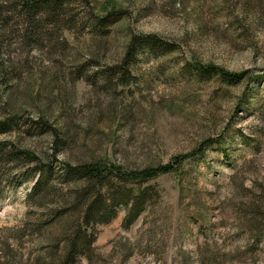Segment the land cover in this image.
Here are the masks:
<instances>
[{
    "label": "rangeland",
    "instance_id": "1",
    "mask_svg": "<svg viewBox=\"0 0 264 264\" xmlns=\"http://www.w3.org/2000/svg\"><path fill=\"white\" fill-rule=\"evenodd\" d=\"M90 1L96 15L75 4L79 23L63 30L61 48L30 49L21 28L11 32L0 51V121L12 130L0 132V145L50 164L58 136L65 138L57 174L67 161L130 171L174 165L214 141L203 157L149 183L114 179L130 207L89 230L95 241L81 264H264V0ZM110 4L125 16L98 47L92 27ZM133 36H156L172 49L138 55L131 82L118 74L109 84L105 73L123 62ZM197 63L253 79L231 85L199 75ZM43 120L46 132L36 126ZM1 172L0 264H52L46 239L70 224L38 232L51 211L38 207V162ZM141 193L143 211L127 223Z\"/></svg>",
    "mask_w": 264,
    "mask_h": 264
},
{
    "label": "trees",
    "instance_id": "2",
    "mask_svg": "<svg viewBox=\"0 0 264 264\" xmlns=\"http://www.w3.org/2000/svg\"><path fill=\"white\" fill-rule=\"evenodd\" d=\"M78 2L89 8L90 17L96 15V10L90 0H0L1 55H3L4 49L10 46L8 37L12 31L13 34L18 32L17 28L22 29L21 35L24 38V44L30 49L42 47L44 43L51 44L56 48L63 47L64 44L61 43L63 30L72 31L79 23L73 13L74 5H77ZM103 12L105 15L96 16L95 27H92L91 40L98 47L107 36L111 35V26L123 20L125 16V11L114 4L107 5ZM8 13L13 17H8ZM171 49L170 45L163 43L156 36H133L127 45L125 59L120 65L105 73L106 81L112 84L113 78L120 74L118 82L129 84L132 79L131 68L137 62L138 55L160 56ZM91 56L93 57L90 61H94L95 55ZM194 70L199 75L220 77L231 85H240L245 81L251 82L253 79L249 72L233 74L214 65L205 66L197 63L194 65ZM254 94L255 92L250 91L249 94H246V98L251 99ZM36 126L41 132H46L49 129L45 120L42 124L37 123ZM11 130L12 126L9 122L1 123L0 121L1 133H8ZM67 142L65 138L58 136L54 147L53 161L50 164L43 162L30 151L14 149L8 153L7 143L0 145V177L4 165L21 166L26 162L29 164L38 162V174H41L35 190V194L38 196V207L41 210L48 206L51 208V211L46 209V213L42 216L41 223L38 224V232L42 234L45 228L52 230L58 225L63 227L65 221L70 224L69 228L65 224V229L60 231L58 237L48 236L46 239L47 256L52 264H81L82 258H89L95 241L94 234L89 230L95 225L108 224L110 218L116 214L114 210L116 207H130L129 193L115 191L112 182L118 180L124 184L137 183L140 185L149 183L160 176L178 171L179 167H182V164L189 158L195 156L201 158L207 149L218 146V143L214 141L207 142L203 148L198 150V153L176 159L174 165L130 171L99 160L77 164L67 161L61 164L63 168L61 173L54 174L53 165L58 163V157L65 151L64 147ZM12 148H15V145H12ZM27 176H29L28 173ZM58 186L67 188L68 193H63L62 188L60 187L59 190ZM145 196V193H141L139 198L135 199L132 209L128 212L127 223H133L140 216ZM56 199L64 202L61 207H55Z\"/></svg>",
    "mask_w": 264,
    "mask_h": 264
}]
</instances>
